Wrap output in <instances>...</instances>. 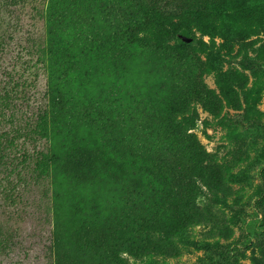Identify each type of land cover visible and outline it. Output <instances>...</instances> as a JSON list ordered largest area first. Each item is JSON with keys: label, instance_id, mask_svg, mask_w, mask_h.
Masks as SVG:
<instances>
[{"label": "rangeland", "instance_id": "obj_1", "mask_svg": "<svg viewBox=\"0 0 264 264\" xmlns=\"http://www.w3.org/2000/svg\"><path fill=\"white\" fill-rule=\"evenodd\" d=\"M44 2L0 0V38L11 31L18 34L12 23L21 20L27 22L28 33L38 39ZM159 5L172 11L176 1L161 0ZM30 22H34V28L28 27ZM224 33L210 37L193 30L186 36L169 37L171 47L186 48V58L180 61L170 51L130 50L121 78L102 64H96L93 73L86 68L80 78L70 77L65 90L73 95L76 109L70 110L67 124H73L76 112L99 99L118 114L124 112L129 121L122 116H103L107 127L118 133L106 142L108 146L113 143L106 155L101 150L106 146L102 145V132L85 123L73 127L72 139L65 138L70 128L66 127L63 132L47 133L44 139L37 140L32 134L34 141H18L29 150V158L16 169L0 168V264H106L95 260L94 250L77 252L71 236L81 232V214L87 222L82 225L83 239L93 249L105 239L113 240L120 249L124 247L121 257L128 264H264V22L256 29L231 27ZM20 45L30 49L31 43L21 40L13 46L3 45L0 67L12 70L20 62ZM25 56L21 52L23 60L30 59ZM90 65L88 62L87 67ZM27 66L30 73L34 72L36 66L30 61ZM38 76L34 85L40 101L47 86L46 102L69 96L64 90L67 83L61 79L57 82L56 77L42 71ZM224 79L235 98L221 94ZM200 82L220 100L218 112L210 114L202 103L195 102V91L201 92ZM180 98H188V105L181 112L172 111L170 105ZM182 116L188 120L184 128L210 155L200 177L189 173L204 219L172 236L171 242L165 235L154 239L147 255L132 258L125 252L130 244L121 246L129 242V235L105 230L110 221L121 228L130 226L131 216L138 209L142 213L143 206L161 208L163 221L175 227L178 219L168 202L173 184L156 162L164 158V163L170 162L168 153L178 162L185 153L178 150L174 136L155 133L172 128L168 118L180 121ZM99 125L103 128L101 122ZM11 128L3 130L10 134ZM159 137L162 145L156 142ZM151 146H163L165 150L155 158L149 152ZM169 147L174 150L169 151ZM122 158L134 160V168L137 163L155 161L156 172H149L146 165L141 166V172L122 170L117 163ZM101 162L111 163L106 176L98 175ZM10 190L15 196L7 200ZM62 238L71 247L64 249Z\"/></svg>", "mask_w": 264, "mask_h": 264}, {"label": "trees", "instance_id": "obj_2", "mask_svg": "<svg viewBox=\"0 0 264 264\" xmlns=\"http://www.w3.org/2000/svg\"><path fill=\"white\" fill-rule=\"evenodd\" d=\"M22 0H20L21 2ZM161 0H45L39 19L42 21L40 37L36 39L35 34L28 33L27 22L23 24L21 20H15L12 28H17L18 34L11 31L10 35L0 38V51L4 44L24 40L31 43L30 49L19 46L20 51L25 53L29 60H23L21 52L20 62L12 66V70L0 67V168L16 169L18 164H24L29 158V150L18 143L20 139L34 141L44 139L46 134L55 130L63 132L66 127H70L65 138H74L73 127L78 123L95 126L102 132L104 142L113 140L118 133L107 127L103 116L111 114L114 117L125 118L122 105L119 104L120 114L112 110L109 104L99 99L95 100L76 112L73 124L68 123L70 110L76 109L73 102V95L68 88L70 77L80 78V73L86 68L93 73L96 64L108 67L111 72L117 73L121 78V73L125 72L126 60L130 50L141 51H170L171 56L180 61L185 59V46L171 47L167 40L169 37L188 35L196 30L203 35L214 37L222 35L236 27L242 30H252L258 28L264 22V0H249L252 3H242L241 0H171L176 1V6L172 11H166L159 5ZM34 16V15H33ZM35 17V16H34ZM36 18V17H35ZM30 19V16L28 17ZM34 22H30L28 27H33ZM225 35V33L223 34ZM19 43V42H18ZM187 46V45H186ZM96 59V61H95ZM22 60V61H21ZM36 66L34 72L30 73L28 62ZM99 61L104 62L100 63ZM92 63V67L87 64ZM18 71L21 73L17 74ZM48 73L49 77H56L57 82L67 83L64 87L66 98H59L58 101L46 102V91L43 102L38 99L37 88L34 82L39 78L38 72ZM238 76L239 73H237ZM33 79V81L31 80ZM68 79V82H67ZM222 95L233 99L234 92L228 88L227 81L222 80ZM58 94V85L56 86ZM200 90L195 91V102L202 103L205 110L210 114L220 110V100L214 92L206 91L200 82ZM72 97V98H71ZM226 97V98H227ZM71 98V99H70ZM72 100V101H71ZM72 103V104H71ZM169 108L172 111L181 112L188 105V98H180L173 102ZM72 105L70 109L69 105ZM126 119V118H125ZM129 121L128 119H126ZM171 129H158L156 136L167 137L172 135L177 139V147L181 153H185L183 160L176 161L171 153H168L170 162H165V158L157 160L156 164L162 172H167V176L173 184L172 193L169 197L171 211L178 219L175 227H170L163 221L161 208L153 209L143 206L135 210L131 216V225L125 228L118 226L117 222L110 221L105 233L114 235L128 234L129 242L119 244L124 246L130 244L125 252L132 258L142 259L152 249L154 239L165 235L167 241L171 242L172 236L178 235L194 226L198 221H202L204 216L196 205L197 188L189 176H201L202 165L210 161V155L199 144L194 134L189 133L183 125L188 120L182 116L180 121L176 117L168 118ZM103 124V128L99 125ZM12 126L10 134L5 133V127ZM72 135V138H71ZM163 144L162 138L156 140ZM167 146V141L164 140ZM101 145V146H102ZM109 146L101 147L104 155L109 154ZM165 150L163 146H151L149 152L155 157L158 152ZM173 151V147H169ZM175 153V152H173ZM137 155V153H136ZM140 158L139 156H137ZM106 158L104 161L110 159ZM131 161V162H130ZM84 163V162H83ZM122 170L132 168L142 171L141 166H147L149 172L154 174V162L137 163L134 160L120 159L117 162ZM151 165V166H150ZM111 168V163L101 162L98 175L104 174ZM205 168V167H203ZM14 171V170H12ZM1 173V172H0ZM8 176V175H7ZM219 183V181H218ZM8 184V182H7ZM15 196L12 190L6 196L10 200ZM157 206V205H156ZM79 234H73L77 252L90 253L94 250L93 257L99 259V263L106 264H128L126 259L121 257L123 249L112 240L105 239L100 245L93 249V246L83 239L82 225L86 222L84 215H80ZM112 232V233H111ZM57 235V234H56ZM55 235V236H56ZM60 242V240L58 239ZM169 242V243H170ZM64 249L71 247L68 242L61 239Z\"/></svg>", "mask_w": 264, "mask_h": 264}]
</instances>
